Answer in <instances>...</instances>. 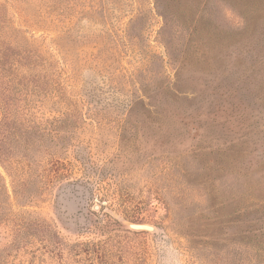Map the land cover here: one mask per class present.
Masks as SVG:
<instances>
[{
  "label": "rangeland",
  "instance_id": "1",
  "mask_svg": "<svg viewBox=\"0 0 264 264\" xmlns=\"http://www.w3.org/2000/svg\"><path fill=\"white\" fill-rule=\"evenodd\" d=\"M237 2L0 0V264H264Z\"/></svg>",
  "mask_w": 264,
  "mask_h": 264
},
{
  "label": "trees",
  "instance_id": "2",
  "mask_svg": "<svg viewBox=\"0 0 264 264\" xmlns=\"http://www.w3.org/2000/svg\"><path fill=\"white\" fill-rule=\"evenodd\" d=\"M242 3L244 6L242 7V13L246 19V27L243 30H240L239 32H237V48H236V54L233 55L234 58H236L235 63L236 65L238 64V62H240L238 66V71L239 74L236 77V80H240L243 79V81L247 80L248 77H251V79H249L248 83L253 84L254 87L259 88V92H262L264 90V86L262 87L263 84H261L262 82L259 81V79H264V65L260 64V58L259 56L262 57V59L264 58V40L260 41L259 40V36L258 32H257V20L259 19L257 17V13L256 11L258 10V8L261 9L260 6H257L258 2L256 0H238V2L236 3L237 5ZM202 9V8H201ZM186 12V11H183ZM197 15V10L193 9L192 7L190 8V10L187 11L186 17L187 19L185 21L189 22V24H192L191 28H193L196 33L204 31V28L202 27V25H200V20L199 18H196ZM264 22H262L263 24ZM209 33V32H207ZM261 36L264 34V32L260 33ZM216 40V39H215ZM218 42L221 43L219 41V39L217 38ZM242 44H244V46H242ZM246 46V49H245ZM211 48L208 50L213 51ZM254 52L255 51V57L252 55L251 59H250V63L245 64L242 62V60L240 59V52ZM259 50H261L262 52L260 53ZM211 51L208 52V54H211ZM235 50L233 51L232 54H234ZM259 53V54H258ZM231 54V56H232ZM230 56V57H231ZM254 57V58H252ZM213 59V58H210ZM264 62V60H263ZM260 64V65H259ZM259 70L262 71V73L260 74V76L256 73L259 72ZM262 77V78H261ZM246 78V79H245ZM207 86V85H206ZM215 88L218 89H222L221 86H215ZM249 90L251 92H253L255 89L249 88ZM219 91V90H218ZM229 91V90H227ZM1 131V128H0ZM0 137L1 136V132H0ZM2 139H0V144H1ZM0 155H2L1 153V148H0ZM3 177L0 173V195H1V189H3V183H2Z\"/></svg>",
  "mask_w": 264,
  "mask_h": 264
},
{
  "label": "water",
  "instance_id": "3",
  "mask_svg": "<svg viewBox=\"0 0 264 264\" xmlns=\"http://www.w3.org/2000/svg\"><path fill=\"white\" fill-rule=\"evenodd\" d=\"M129 226L135 230H149V231L156 230L154 226L145 223H130Z\"/></svg>",
  "mask_w": 264,
  "mask_h": 264
}]
</instances>
